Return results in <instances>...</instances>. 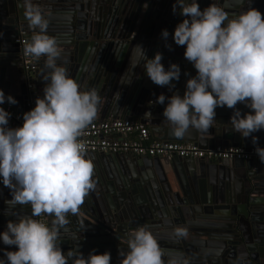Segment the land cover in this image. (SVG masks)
I'll use <instances>...</instances> for the list:
<instances>
[{
  "label": "water",
  "instance_id": "95a60500",
  "mask_svg": "<svg viewBox=\"0 0 264 264\" xmlns=\"http://www.w3.org/2000/svg\"><path fill=\"white\" fill-rule=\"evenodd\" d=\"M203 10L215 2L229 14L256 8L264 18V0H197ZM49 19L47 34L55 36L62 53L58 64L82 90L98 89L102 98L95 120L137 119L149 127L151 135L163 142L195 144L201 149L236 147L251 150L252 137L242 138L232 130L233 110L215 109L216 116L208 134L190 130L184 138L171 135L163 118L164 105L155 103L160 94L170 97L185 91L187 79L195 75L192 64L184 58V46L172 41L175 26L184 17L172 12L175 0H34ZM20 0H0V89L18 103L23 113L35 106L43 96L48 69L44 57L37 71L24 68L20 46L16 43L20 30L28 27ZM167 29L165 47L161 31ZM32 33L28 36V38ZM136 45H141L148 58L163 54L165 69L170 63L181 68L179 81L169 87L157 86L147 77ZM188 73V75H185ZM120 97V98H119ZM151 102V103H150ZM6 104L7 101L5 102ZM236 108L249 112L243 104ZM150 111L152 117L145 119ZM92 121V122H93ZM258 146L264 148V130L253 133ZM93 164L95 189L90 191L76 214H68L69 223L61 230V248L67 252L76 242L87 256L110 252V264H120L119 249H127L128 232L146 225L165 250V258L178 253L189 264H264V179L259 160L224 161L134 157L86 153ZM240 169L244 174L240 175ZM194 177V187L183 174ZM211 177V179L206 180ZM206 177V178H205ZM171 179L172 181H170ZM188 180V179H187ZM243 180V184L241 183ZM11 199L9 189L0 184V231L12 212L30 214V206L6 207ZM49 225L52 217L48 216ZM176 226L187 228L188 235L177 239L172 235ZM17 250L0 242L3 252Z\"/></svg>",
  "mask_w": 264,
  "mask_h": 264
},
{
  "label": "clouds",
  "instance_id": "9594fccd",
  "mask_svg": "<svg viewBox=\"0 0 264 264\" xmlns=\"http://www.w3.org/2000/svg\"><path fill=\"white\" fill-rule=\"evenodd\" d=\"M23 17L32 35L23 43L24 55L44 57L43 96L35 106L23 113L22 126L9 127L11 113L0 107V184L9 189L11 199L6 207L30 206V214L12 212L0 242L17 250H4L0 264H110L111 254H96L92 249L85 256L76 242L67 252L61 248V230L69 223L68 214H76L90 191L95 189L93 164L86 159L87 148L80 139L83 130L95 119L101 97L98 89L82 90L58 64L62 53L55 36H49V19L34 0H20ZM172 12L184 17L172 33L176 46H184V58L195 69L186 81L185 91L170 97L160 94L155 103L164 105L162 116L171 128V135L184 138L193 130L208 134L215 122L218 107L233 110L232 130L242 138L252 137L255 154L264 164V148L258 146L253 133L264 130V18L259 10L247 8L229 14L215 2L203 10L197 0H175ZM165 47L169 32L161 31ZM147 77L157 86L175 87L181 68L170 63L165 69L163 54L148 58L141 45H136ZM188 75V73H185ZM120 98V97H119ZM18 101L0 89V105ZM151 103V102H150ZM249 112L242 114L236 105ZM152 117L150 111L144 118ZM52 217L51 224L36 219ZM172 235L184 238L188 230L176 226ZM127 249H119L120 264H189L183 254L165 258L162 249L146 225L128 232Z\"/></svg>",
  "mask_w": 264,
  "mask_h": 264
},
{
  "label": "built area",
  "instance_id": "2783aa9c",
  "mask_svg": "<svg viewBox=\"0 0 264 264\" xmlns=\"http://www.w3.org/2000/svg\"><path fill=\"white\" fill-rule=\"evenodd\" d=\"M32 33L29 25L20 30L16 43L20 46L23 66L28 71H37L40 58L25 56L23 43ZM11 113L9 127L22 126V116L10 104L0 105ZM80 139L85 143L87 153L124 154L134 157H150L172 160L182 159L204 160L222 163L224 161H254L259 160L254 149L246 150L236 147H217L212 150L201 149L195 144L180 142H163L154 139L148 126L137 119L128 120H95L91 122ZM49 224L48 216L35 217Z\"/></svg>",
  "mask_w": 264,
  "mask_h": 264
},
{
  "label": "crops",
  "instance_id": "0c3cea01",
  "mask_svg": "<svg viewBox=\"0 0 264 264\" xmlns=\"http://www.w3.org/2000/svg\"><path fill=\"white\" fill-rule=\"evenodd\" d=\"M153 137V136H152ZM154 138V137H153ZM155 139V138H154ZM242 149H244V148H242ZM254 149V148H253ZM184 172H183V174H184V178H183V180H182V182H186L188 185H190V186H193L194 187V182H195V180H194V177H190V176H188L187 174H186V172H185V170H183ZM256 173H259V172H261L260 173V175L258 174V176L260 177L259 179H264V165H262V168H260L259 169V167H257L256 168V170H254ZM240 175L241 174H244L243 172H244V170H242V169H240ZM206 178V177H205ZM188 179V180H187ZM208 179H211V177L209 176V178H207L206 180H208ZM170 181H172L171 179H169ZM241 183L243 184L244 182H243V180H241ZM244 185V184H243ZM195 188V187H194Z\"/></svg>",
  "mask_w": 264,
  "mask_h": 264
}]
</instances>
